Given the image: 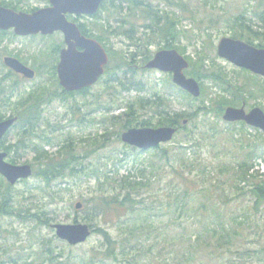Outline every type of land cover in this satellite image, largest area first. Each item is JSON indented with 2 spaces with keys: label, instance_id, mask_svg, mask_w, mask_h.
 I'll use <instances>...</instances> for the list:
<instances>
[{
  "label": "trees",
  "instance_id": "16d2710c",
  "mask_svg": "<svg viewBox=\"0 0 264 264\" xmlns=\"http://www.w3.org/2000/svg\"><path fill=\"white\" fill-rule=\"evenodd\" d=\"M38 1L47 3L48 0ZM175 1L176 0H103L98 11L87 17L90 23L86 24L80 22L78 26L82 34L95 38L101 42L108 53L109 61L98 83L110 89L114 87L111 83L117 82L121 86V89L125 91L131 89L141 91L146 88V86L144 87L145 81L143 75L151 70L146 69L144 64L152 57L156 50L175 48L185 54L186 46H180L179 40L182 36H186L187 34L189 43L194 47L196 58L193 59V56L186 55V59L189 61V67L185 73L199 82L201 88L200 96L198 98H193L187 92L178 88L172 83L170 74H165L166 77L164 80H166V82L164 81V86L167 87L163 88L172 94L176 93L185 97L188 101V105L190 107H195L194 110H185L183 112L185 115L179 113L170 114L167 112L166 105L169 100L164 92L160 93L159 91H154V96L151 95L147 98L140 97L136 98L134 101H125L123 98L117 103L113 95L108 93L109 99L101 100V103H99L97 101L91 102L90 98H87L90 94V87L83 88L79 91H65L58 84L56 74L58 52L59 48L63 46V41L61 39L57 40L54 38L53 43H50L46 42V39L52 36H41V43L44 47H40L36 53L29 54L27 58H23L20 53L8 52L6 44L4 45L7 36L11 35L12 37L9 38H13L15 34L9 30H0V75H2L0 77V119H4L7 116V109L13 110L9 116H16V122L13 125V130H15L14 139L8 140V144H10L9 150L4 141L1 142V147L8 153L9 160L12 163H16L26 152L33 153L35 159L32 164L33 175L38 180V184H36L34 188L39 189L47 196H51L49 200L50 204H52L56 194L54 187L59 191L63 186H67L65 190H69L70 185L76 186L82 178L88 181L94 180L96 186L94 194L90 196L81 195L80 200H84V203H87L84 204L85 207L87 205V211L91 210L94 216L91 217L87 214L84 220L92 229V234H99L102 237V245L105 247L104 250L102 249L99 251L102 257H98L100 260L97 264H104L105 261H114L116 259L115 252L117 250L123 252L124 255L129 252H127V250H130V253L136 251V254L131 256L132 259L127 260L128 264H139L140 262L138 261L142 254H148L147 259L149 264H185L192 261L193 251L195 250V245L192 242V235L186 240L177 232H173L169 236L165 234L162 241L167 244L166 246H169L170 251L168 253L164 252L163 247L165 246L159 244L160 236L157 234V238L153 235V232H157L155 226V222L158 221L159 217L157 210L167 207L173 209L179 208L180 211L188 212L185 210L190 209L195 200L199 198L198 191L200 188L197 189L194 186L196 185V180L194 178L196 174H192L193 169L199 165V161L196 156L187 154V147L191 148L197 146L199 142H196L194 133L192 129H189L188 124H182V120L188 117L189 123H193L195 126L197 113L199 111L205 114L213 113L215 117L220 118L226 106H240L243 101L248 107L259 106L263 108L260 103L254 102L251 104L245 98V92L253 98L259 94L257 92L258 89H256V83H252L254 81L253 79L249 81V78H246V82L250 84H248L246 89L242 92V96L238 97L234 95L237 90L231 88L223 71L217 70L214 65H210L207 68L205 67L204 62L208 56L207 53H205V40L202 38V32L206 33V36H211L208 28L213 21L217 22L223 18L228 27V32L232 37L244 40L257 47H264V9H255L257 5L256 0L254 5H251L250 2L247 1L245 3L246 5L244 4L240 10L241 15L238 16L237 19L235 17L224 16V14L216 15L217 18L214 19L212 17L213 12L218 8L219 11H221V9H223L222 6H215L217 0H212V2L209 0H202L203 5L205 7L208 6L209 9H204V16L197 19V6H192V0ZM263 3L264 0H260L259 5ZM162 4L165 5V7H163ZM0 5L12 8L16 11L23 10L27 12H31L38 8L37 6L31 5L29 0H1ZM124 7H126L133 16L135 12H138V17H141V19L145 21L141 26L142 30H140V34L135 36L133 44L135 50L132 54L125 57L124 52L113 48V44L110 40L111 37H117L122 33L131 38L137 31L135 29V23L130 20V18L128 20L125 19V25H113L111 23L110 17L116 18L122 16ZM175 8L179 10L178 12H186L188 14L187 18L191 21L194 19L200 20L199 24L209 23L210 26L208 25L207 28L202 29L194 24L192 28L182 30L180 14L176 12ZM247 13L250 14L249 17H245ZM104 14H107V16ZM126 25H129V29L123 30ZM192 30H196L197 33L193 34ZM193 39H195V42ZM199 40L202 42V47L200 48L195 44ZM152 45L157 46L155 51L150 49ZM3 47L4 53L2 51ZM3 54H10L22 60H30V64L36 70L37 76L43 74L46 70L49 79L41 80L29 88H20L23 79L12 71L5 69L2 63ZM45 59H48V61L46 62ZM126 75L131 77V82L127 83L124 81ZM206 80L210 81L212 83L211 85H215L220 90L219 93H215L214 97H209L207 89L210 85L205 84ZM259 85H264V83L259 82ZM76 95L82 96V100H78ZM206 98L210 100L208 108L202 106ZM86 99L87 102L83 103V105L87 107V110L78 118L79 123H96L95 116L90 114L102 108V103L105 101L107 103L105 107L106 114L97 120V123L100 121L104 122L106 127L105 133L101 136L89 133L85 138L82 137L77 140V142H74L73 139L66 135L62 139L59 137L57 143H61L60 149L56 154H50L48 150L44 149V146L52 144L54 138L51 135L54 132L51 130L48 131L47 126H50V122L44 116L45 106L47 107L54 101L59 100L62 103L68 102L70 104L69 107L73 109V111H77L82 101ZM116 99L118 98L116 97ZM112 102H115L116 106L122 108L123 111L119 114H107L110 113L111 109L114 107L111 106ZM195 102H198V105H195ZM189 112H192V114H189ZM234 124H239L241 126L240 129H231L229 132L234 134L233 130H237L239 133H242L245 123L235 122ZM158 126L177 127L176 134L185 132L182 144L181 142L177 144V146H179L177 150H172L169 153L168 149L165 147L159 149L166 159L165 162L169 165L171 173L175 177L170 183H174V185L183 190V194L177 196L178 200H183V197L185 200V196L188 199L184 202H179L178 200L171 202L168 199L165 202L157 197L140 207L138 203L142 202L137 199L140 190L142 188L152 189L154 184L158 182L161 177V175H158L160 170L154 166V162L151 158H148V160L144 162L145 165L135 169L133 172L129 171L125 176H121V178L112 176V174L109 173L111 170L105 169V163L102 165L99 163L92 164L89 159L94 155H99L101 150L107 147L103 139L106 141L109 140L105 139L109 127H117V129L111 130L110 134L119 139L121 131L127 128ZM241 136L242 139H244V134H241ZM259 139L262 144H264V137H259ZM36 141H40L42 145ZM78 141L80 144L84 143L85 146L79 149ZM245 141L247 142V140ZM183 143H185V145H183ZM245 146L246 150L244 151V157L241 161L237 162V169L234 171L235 178L237 179V184H234V186L244 192V189L247 188L248 192H250L254 198L256 209H259V207L264 204V178H262L263 176L259 174L258 171L250 173V169L253 167L252 160L257 157L264 159V150L260 149L261 145L256 139L247 142ZM129 148L131 150L135 149L132 147ZM149 151H156V149L146 152ZM143 152L144 151H139V153ZM105 157L113 158V156L109 154ZM119 160L123 161L122 158H119ZM224 169L227 170L228 167ZM191 174L193 177L190 176ZM190 189L194 190L195 194H190ZM0 196L1 200H7V197H5V194L1 191ZM148 206L150 209L154 208L156 213L153 215L144 214V209ZM111 209L124 217L121 220L122 223L117 226L119 232L116 238L113 237L104 226H100L97 222H94V220L98 218V215L101 217L102 213ZM0 210V214H14L12 209L9 211L5 209ZM193 210L195 211L196 209ZM32 216H34V214H29L27 212L23 218ZM74 223L78 222L75 220ZM164 226L167 227V224ZM219 226L221 234L218 230L213 229V234L217 236L216 240L218 241V245H222V242L232 244L229 228L223 222H219ZM198 236L199 235H196L197 241L199 240ZM47 251L48 250L43 248L40 252H28L25 254V259L22 264H25V261L30 257L33 258L32 262L35 264H44L43 262H45V260L49 262V258L46 259L42 257ZM262 256L263 254L258 257V259ZM18 258L21 259L22 257L18 256ZM42 258L43 260H41ZM92 258L93 257L89 260L84 259V261L79 264H92ZM227 260L229 264H241L240 261H236L230 257H227ZM8 262L17 264L16 258L12 256L9 257ZM0 264L7 263L1 261ZM58 264L69 263L68 261H63Z\"/></svg>",
  "mask_w": 264,
  "mask_h": 264
},
{
  "label": "rangeland",
  "instance_id": "374dc122",
  "mask_svg": "<svg viewBox=\"0 0 264 264\" xmlns=\"http://www.w3.org/2000/svg\"><path fill=\"white\" fill-rule=\"evenodd\" d=\"M29 1L33 6L40 7L45 5L43 1ZM209 1L212 2V0ZM247 1H249L251 5L255 3V0H217L215 6L218 7L221 5L223 9H221V11H219V8L216 9L212 17L215 19L217 18L216 15L224 14V16L235 17L237 19V17L241 15L240 10ZM256 1L257 5L255 9H264V3L259 5L260 0ZM175 2H178V0ZM191 4L192 6H197V19L204 16V9H209L208 6L205 7L203 5L202 0H192ZM162 6L165 7L163 4ZM175 10L180 14L182 30L190 29L194 24L202 29L207 28L209 25V23L199 24L200 20L194 19L191 21L187 18L188 14L186 12H178L179 10L177 8H175ZM138 14V12H135L133 16L132 13L124 7L122 16L116 18L110 17L113 25H125V19L128 20L129 18L135 23V29L137 31L134 33V37L132 36L129 38L122 33L110 39L113 48L124 52V57L129 56L135 50V46L133 45L135 36L140 34V30H142L141 26L145 22L141 17H138ZM104 15L107 16V14ZM249 16V13L245 15V17ZM78 20L86 24L90 23L87 18L78 17ZM126 29H129V25L123 28V30ZM208 29L210 30L211 36H206V33L202 32V38L205 40V53H207L208 56L204 62L205 67L207 68L210 65H214L217 70L223 71L231 88L237 90V93L235 92L234 95L238 97L242 96V92L246 89L248 84H250L246 82V78H249V81L253 79L254 81L252 83H256V89H258L257 92L259 94L253 98L245 92V98L251 104L254 102L260 103L264 108V85H259V82L264 83V78L256 77V75H251L249 77L246 72L239 71L236 66L216 54V44L218 40L223 36H231L224 19L222 18L217 22L213 21ZM192 33H197V31L192 30ZM49 36L52 37L47 38L46 42L50 43H53L54 38L57 40L61 38L59 33H54ZM9 37L12 36L8 35L4 42V45L6 44L7 46V51L16 54L20 53L23 58H27L29 54L36 53L40 47H44L41 43L42 38L38 36L20 37L15 35L13 38ZM188 40L187 34L186 36H182L179 40V45L182 47L186 46L185 54L193 56L192 58L195 59L194 47ZM193 40L195 42V39ZM195 44L198 48L202 47L201 40L197 41ZM150 49L155 51L157 46L152 45ZM2 51L4 53V47ZM20 60L31 67L30 60ZM45 61L47 62L48 59H45ZM46 72L45 70L43 74L39 76L36 75L33 79H23L20 88H29L41 80H48L49 75ZM1 76L2 75H0V77ZM165 77V74L158 70H151L144 73V87L146 86V88L141 91L136 89H131L129 91L122 90L117 82H112L111 84L114 87L107 89L105 85L97 82L90 87V94L87 98H90L91 102L97 101L101 103V100L109 99L108 93H110L113 95V98H115V101L117 100V103L123 98L125 101H134L136 98L140 97L147 98L151 95L154 96V91H159L160 93L164 92L169 100L166 105L168 113L184 114L183 112L185 110H194L195 107H190L185 97L176 93L172 94L163 89L167 87L164 86V81L166 82V80H164ZM124 81L129 83L132 79L129 75H126ZM205 84L210 85L207 89L209 97H214L215 93L220 92L219 88L215 85H211L212 83L210 81L206 80ZM116 97L118 99H116ZM76 98L80 101L82 100V96L80 95H76ZM86 102L87 99L83 100L77 111H73V109L69 107L70 104L68 102L62 103L59 100L54 101L47 107L45 106L44 116L50 122V126H47L48 131L51 130L54 132L53 134L51 133V136L54 138L52 144L44 146V149L48 150L50 154H56L60 149L61 143H57L59 137L62 139L66 135L73 139L74 142H77V140L82 137L85 138L89 133L100 136L105 133L106 127L104 122L100 121L101 123H97V120L106 114L105 107L107 103L104 101L102 103V108L90 114L95 116L96 123L82 124L79 123L78 118L82 113L86 112L87 107L83 105V103ZM116 103H111V106L114 107L111 109L110 113L107 114H119L123 111L122 108L116 106ZM197 103L198 102H195L194 104L198 105ZM209 103L210 100L206 98L202 106L208 108ZM12 112V109L6 110L7 114ZM189 114H192V112H189ZM184 119L187 120L186 124H188L189 129H192L196 142H199L197 146L191 148L187 147V154L196 156L199 161V165L192 171V174H196V177H194L196 185L194 186L197 189L200 188L198 191L199 198L195 200L190 209L185 210L188 212L180 211L179 208L173 209L167 207L157 210L159 216L158 221L155 222L157 232H153V235L157 238V234L160 236L159 244L165 246L163 247L165 253L170 251L169 246H166L167 244L162 241L165 234L169 236L171 233L177 232L186 240L192 235V242L195 245L194 254L192 256L193 260L185 264H229L227 257L240 261L241 264H264V260H262L264 259V204H262L259 209H256L254 198L251 193L248 192V189L245 188L244 192L234 186V184H237L234 171L237 169V162L241 161L244 157V151L246 150L245 145L247 142L256 139L261 145L260 149L264 150V144H262L259 139V137H264V133L257 128L245 125L242 133L233 130L234 134H231L229 132L231 129H240L241 126L239 124L225 122L221 117H215L213 113L205 114L202 111L197 113L195 126L193 123H189L188 117ZM115 129H117V127H109L107 136L105 137V139L109 140L106 141L103 139L107 147L102 149L99 155L92 156L89 161L92 162V164L99 163L102 165L105 163V169L111 170L109 173L112 174V176L121 178V176H125L129 171L133 172L135 169L142 167V165H145L144 162H146L148 158H151L154 162V166L160 170L158 175H161V177L160 180L154 184L152 189L142 188L140 190L137 199L142 203H138V206L141 207L157 197L165 202L168 199L171 202L178 200L177 196L183 194V190L174 185V183H170L175 177L171 173L169 165L166 164V159L163 157L161 150L158 148L156 151H144L143 153H139V150L136 149L131 150L129 147L125 146L120 138H115L110 134V131ZM10 133L7 141L9 139H14L15 130L12 129ZM184 134L185 132L177 133L174 139L161 144L160 148L165 147L168 149L169 153L172 150H177L179 147L177 144H179V142L182 144ZM241 134H244V139H242ZM245 140H247V142ZM36 142L42 145L40 141ZM78 144L79 149L85 146L84 143L80 144L79 141ZM183 145H185V143H183ZM107 154L113 156V158H106L105 156ZM119 158H122L123 161H120ZM27 160L32 166L35 161L32 152H26L24 156L18 160V164ZM252 162L253 167L250 169V173L258 171V173L263 176L262 178H264V159L257 157L252 160ZM225 167H228V169L225 170ZM192 174L190 175L191 177H193ZM36 184H38V180L34 175L28 179L21 180V182H16V184L10 187L6 182L0 180V191L7 197V200L1 202L0 196V209H5L7 211L12 209L14 211V214H0V260H2L3 263L6 262L7 264H11L8 260L9 257L12 256L16 258L17 264H22L25 259V254L30 251L40 252V250L45 248V250L48 251L45 255L43 254L42 257L46 259L49 258L50 260L49 262L45 260V262H43L44 264H58L63 261H68L69 264H79L83 262L84 259L89 260L91 257H93L92 264H97L100 260L98 257H102L99 251L105 249L104 245H102V237L99 234H91L83 243L70 245L57 237L55 228L53 227V224L57 223L72 224L75 220L78 223H86L84 218L87 217V214L94 217L91 210L87 211V205L86 207L84 205L87 203H84V200H80L81 195L90 196L94 194L96 188L94 180L88 181L82 178L76 186L70 185L69 190H65L67 186H63L59 191L54 187L56 194L52 204L49 203L51 196H47L39 189L34 188ZM190 194H195V191L190 189ZM186 199L188 198L185 196V200ZM185 200L183 197V200L178 201L184 202ZM77 203L80 204L78 208L76 207ZM193 209L196 210L194 211ZM144 210V214L153 215L156 213L155 209H150L149 206ZM27 212L29 214H34V216L23 218ZM101 217L98 215V218L94 220V222H97L100 226H104L106 230L116 238L119 232L117 226L122 223L121 220L124 217L120 216L119 213L115 212L113 209L106 210L102 213ZM219 222L225 223L229 228L232 244L222 242V245H218V241L216 240L217 236L213 234V229L218 230L221 234ZM165 224H167V227L164 226ZM196 235H199L198 241ZM127 252L129 256L128 253L124 255L123 252L117 250L115 252L116 259L112 262L105 261L104 264H128L127 260L132 259L131 256L136 254V251L130 253V250H127ZM262 254L263 256L258 259ZM147 255L148 254L141 255L138 261L140 262L139 264H149ZM18 256L22 258L19 259ZM43 258L41 260H43ZM32 260V257L28 258L25 264H35Z\"/></svg>",
  "mask_w": 264,
  "mask_h": 264
},
{
  "label": "water",
  "instance_id": "95a60500",
  "mask_svg": "<svg viewBox=\"0 0 264 264\" xmlns=\"http://www.w3.org/2000/svg\"><path fill=\"white\" fill-rule=\"evenodd\" d=\"M101 2L102 0H49L50 5L32 12L15 11L0 6V30L13 29L14 33L20 36L37 33L48 35L60 31L65 47L60 50L56 68L59 84L67 91L80 90L98 81L108 63V55L99 41L81 34L77 24L68 20L66 15H92L98 10ZM217 54L238 67L264 76V48H257L239 39L222 37L217 43ZM3 63L27 79L35 75L32 68L15 57L4 56ZM145 66L161 72H170L175 85L194 97L199 96L198 83L195 79L186 77L183 72L188 67V62L175 49L157 51ZM222 118L228 122L244 121L264 131V112L259 107L245 111L243 106H228L224 109ZM14 121L15 118L0 121V140ZM175 131L176 128L171 126L132 127L123 131L120 138L127 145L145 150L170 141ZM5 156L6 153L0 151V174L9 183L13 184L17 179L31 175L29 165L8 163L4 160ZM79 205L77 203L76 207ZM53 227L57 237L70 245L84 242L91 233L86 223H57Z\"/></svg>",
  "mask_w": 264,
  "mask_h": 264
},
{
  "label": "flooded vegetation",
  "instance_id": "af4514ba",
  "mask_svg": "<svg viewBox=\"0 0 264 264\" xmlns=\"http://www.w3.org/2000/svg\"><path fill=\"white\" fill-rule=\"evenodd\" d=\"M2 141L5 142L6 147H7V149L9 150V144H7V137H3ZM1 149H2V148H1ZM18 182H21V180H18L17 183H18ZM15 184H16V183H15Z\"/></svg>",
  "mask_w": 264,
  "mask_h": 264
}]
</instances>
